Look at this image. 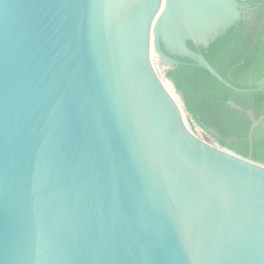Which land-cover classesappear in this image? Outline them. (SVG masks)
Wrapping results in <instances>:
<instances>
[{
  "label": "water",
  "instance_id": "obj_1",
  "mask_svg": "<svg viewBox=\"0 0 264 264\" xmlns=\"http://www.w3.org/2000/svg\"><path fill=\"white\" fill-rule=\"evenodd\" d=\"M246 1L0 0V264H264V117L215 147L152 62L186 116L174 57L248 92L188 46Z\"/></svg>",
  "mask_w": 264,
  "mask_h": 264
},
{
  "label": "trees",
  "instance_id": "obj_2",
  "mask_svg": "<svg viewBox=\"0 0 264 264\" xmlns=\"http://www.w3.org/2000/svg\"><path fill=\"white\" fill-rule=\"evenodd\" d=\"M251 1L256 8L250 18L243 17L222 32L209 48L188 43L189 48L200 52L226 81L248 92H236L224 86L185 58L174 57L180 64L168 72L193 123L219 147L245 159L251 156L249 134L253 125L246 111H252L257 121L264 117V0ZM229 102H235L243 111L232 108ZM252 156L256 163L264 166V128L256 134Z\"/></svg>",
  "mask_w": 264,
  "mask_h": 264
},
{
  "label": "rangeland",
  "instance_id": "obj_3",
  "mask_svg": "<svg viewBox=\"0 0 264 264\" xmlns=\"http://www.w3.org/2000/svg\"><path fill=\"white\" fill-rule=\"evenodd\" d=\"M152 58H153V64H154V66H155V69H156V71L158 72V74L161 76L163 70H165V69H167V68H164V69L160 70V69L158 68L159 60H158L156 54L153 53V54H152ZM186 117H187V122H188L189 128L195 133V135H196L197 137H199L200 139L206 141L207 143H209V144H211V145H213V146H215V147H218V145H217L216 143H214V142H213V141H212V140H211V139H210V138H209V137L203 132V130H202L200 127H198L195 123H193V121L189 118L188 115H187Z\"/></svg>",
  "mask_w": 264,
  "mask_h": 264
},
{
  "label": "bare ground",
  "instance_id": "obj_4",
  "mask_svg": "<svg viewBox=\"0 0 264 264\" xmlns=\"http://www.w3.org/2000/svg\"><path fill=\"white\" fill-rule=\"evenodd\" d=\"M152 62H153V58H152ZM160 78L162 79L164 85L170 90V92L172 93L173 97H174V100L175 102L177 103V105L181 108V111L183 113V119H184V122L186 124V126L189 127L188 125V122H187V117H186V114L184 113V110H183V105L181 103V100L179 99L173 85L163 77V74L160 76ZM190 129V128H189ZM191 130V129H190Z\"/></svg>",
  "mask_w": 264,
  "mask_h": 264
},
{
  "label": "flooded vegetation",
  "instance_id": "obj_5",
  "mask_svg": "<svg viewBox=\"0 0 264 264\" xmlns=\"http://www.w3.org/2000/svg\"><path fill=\"white\" fill-rule=\"evenodd\" d=\"M242 14L245 19L250 18V16L254 13L256 5L253 1L247 0L246 2L241 3Z\"/></svg>",
  "mask_w": 264,
  "mask_h": 264
}]
</instances>
